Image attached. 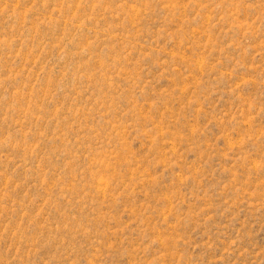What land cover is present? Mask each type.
<instances>
[{
  "label": "rangeland",
  "instance_id": "1",
  "mask_svg": "<svg viewBox=\"0 0 264 264\" xmlns=\"http://www.w3.org/2000/svg\"><path fill=\"white\" fill-rule=\"evenodd\" d=\"M0 264H264V0H0Z\"/></svg>",
  "mask_w": 264,
  "mask_h": 264
}]
</instances>
